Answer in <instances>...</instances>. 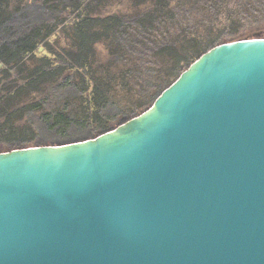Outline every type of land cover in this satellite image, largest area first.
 <instances>
[{
    "label": "water",
    "instance_id": "1",
    "mask_svg": "<svg viewBox=\"0 0 264 264\" xmlns=\"http://www.w3.org/2000/svg\"><path fill=\"white\" fill-rule=\"evenodd\" d=\"M0 264H264V38L94 139L0 153Z\"/></svg>",
    "mask_w": 264,
    "mask_h": 264
},
{
    "label": "trees",
    "instance_id": "2",
    "mask_svg": "<svg viewBox=\"0 0 264 264\" xmlns=\"http://www.w3.org/2000/svg\"><path fill=\"white\" fill-rule=\"evenodd\" d=\"M142 4L135 15L103 17L107 0H0V153L94 139L148 111L216 46L264 38V0ZM99 21L101 30L94 29ZM60 27L74 32L79 63L64 57L53 66L45 59L32 68L29 59ZM100 43L107 51L102 58ZM89 80L93 97L79 102ZM117 83L130 89L122 87L132 93L127 103L126 95L111 94Z\"/></svg>",
    "mask_w": 264,
    "mask_h": 264
},
{
    "label": "rangeland",
    "instance_id": "3",
    "mask_svg": "<svg viewBox=\"0 0 264 264\" xmlns=\"http://www.w3.org/2000/svg\"><path fill=\"white\" fill-rule=\"evenodd\" d=\"M143 0H107V7L104 11H102L103 17H107L111 15L112 13L116 14H124L128 16L135 15L138 11L143 9V7H146L147 4H142ZM143 5V6H142ZM224 16L220 17V20L217 22V27H221L224 24ZM103 21V20H102ZM103 23L101 21L97 22V25L94 29L97 28L101 30ZM64 28V29H62ZM66 27H60L57 29V31L54 33V35L45 43L40 45L39 49L37 50V53L29 59L31 61V66L34 69H39L37 67L38 65L45 63L41 62V60L49 59L50 64L53 66H56L57 62H55V59H63L64 57H69L73 59L74 61L78 62V51L76 46L74 47V50H71V46H74L76 44V41L73 39L74 32H72L70 29L66 31ZM75 38V37H74ZM106 43V42H104ZM104 43H100L95 48H97L96 54L99 58L105 57L107 54V51L104 49ZM104 44V45H103ZM79 63V62H78ZM2 69V66L0 65V70ZM105 67L99 68L98 74L105 76ZM64 70H60L58 74L63 73ZM83 75V74H82ZM108 75V74H106ZM78 83L83 86V79L80 78ZM119 87H117L111 94L115 95L116 93L118 95H126L123 101H127L131 99V96L129 98V93L131 92L130 89L125 87L124 85H120L117 83ZM122 87H125L126 90H129L130 92H126ZM89 94H84V98L80 99L79 102L87 103V99H92L93 97V88H92V82L89 80ZM129 98V99H128ZM34 146V144L29 145ZM28 146V147H29Z\"/></svg>",
    "mask_w": 264,
    "mask_h": 264
}]
</instances>
